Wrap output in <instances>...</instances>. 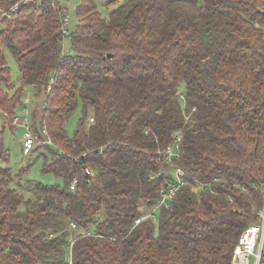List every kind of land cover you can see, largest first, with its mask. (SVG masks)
I'll use <instances>...</instances> for the list:
<instances>
[{
  "label": "trees",
  "instance_id": "obj_1",
  "mask_svg": "<svg viewBox=\"0 0 264 264\" xmlns=\"http://www.w3.org/2000/svg\"><path fill=\"white\" fill-rule=\"evenodd\" d=\"M107 4H117L108 16L95 0L78 5L74 53L63 48L64 9L49 0L0 18V111L13 126L24 85L39 94L53 78L31 113L52 143L31 151L45 147L43 171L62 179L34 181L29 197L0 182V264H68L71 235L72 264H229L264 205V0ZM179 131L180 157L169 162ZM0 159L9 160L2 138ZM177 165L207 185L181 186L172 207L135 224L175 183Z\"/></svg>",
  "mask_w": 264,
  "mask_h": 264
},
{
  "label": "rangeland",
  "instance_id": "obj_2",
  "mask_svg": "<svg viewBox=\"0 0 264 264\" xmlns=\"http://www.w3.org/2000/svg\"><path fill=\"white\" fill-rule=\"evenodd\" d=\"M56 1L58 2L59 6L63 7L70 14V23L66 26V29H68L69 32H67L64 36L63 48L67 53H74V50L71 47L70 34L78 24L79 20L77 17V7L82 0ZM95 1L103 16H108L109 12L114 7H116L117 4H119L117 3L109 5L107 4V0ZM4 50L7 64L11 67L14 84L13 87H18L21 81L18 60L8 46L4 45ZM181 88V91L184 93V85ZM44 92L45 87L39 94H37L33 85H24V104L18 107L17 114L20 117L27 116L29 124L32 122L31 113L33 111L38 112L41 109L44 99ZM27 111H29L28 114ZM89 112H91V110H89ZM81 115L82 104L80 102L65 123V127L70 135H73L74 131L76 130ZM87 121L89 124V117L87 118ZM25 127L26 125L24 122H14V125L11 126L9 122H5V116L0 111V138H2L4 146L8 148L9 151L8 162L0 159V166L9 167L7 172H0V182L4 184L7 183L9 186L21 190L26 197H29L31 196L30 187L34 181H42L44 183H61L62 179L52 172L43 171L45 156L47 155L50 157V153L45 149V147H37L28 154L23 150L22 143Z\"/></svg>",
  "mask_w": 264,
  "mask_h": 264
},
{
  "label": "built area",
  "instance_id": "obj_3",
  "mask_svg": "<svg viewBox=\"0 0 264 264\" xmlns=\"http://www.w3.org/2000/svg\"><path fill=\"white\" fill-rule=\"evenodd\" d=\"M31 0H21L13 4L9 9H0L1 15L6 16L8 18H13L16 12L19 10L22 3H27ZM52 2V6L54 8H58L59 4L55 0H49ZM63 8V7H62ZM64 9V8H63ZM63 21L65 23L64 32H69L66 29V26L70 23V14L64 9ZM53 83V78L50 79L49 83L45 86L44 96L46 92L51 90ZM43 96V98H44ZM183 96V93H181ZM29 111H27V114ZM14 122H24L26 125L24 133H23V143L22 148L28 154L31 150L39 144H51L52 139L47 136V129L42 128L40 130H35L32 128L31 124L26 117H20L19 115H15L13 118ZM28 121V122H27ZM89 121L93 122L94 117L89 116ZM183 137L182 131H179L175 140L167 147L165 153L167 156V160L169 162H173L175 158L180 157V149H181V140ZM88 173H91L89 168H86ZM175 183L166 188L161 196V198L155 203L148 207L146 212H143L139 217L136 218L135 224H138L142 219L152 215L155 216L156 210L165 206L167 208L172 207L173 199L176 195L177 190L183 185H191L193 191H199L204 188L207 183L196 180L194 183L190 182L186 177L185 170L177 165L175 168ZM75 182L71 184L72 188H75ZM259 220L255 223H251L240 235L238 243L236 244L231 261L229 264H264V205L258 211ZM74 227H76L75 223H72ZM90 233V232H88ZM75 238L73 235L70 236V259L68 264H72V247L74 244Z\"/></svg>",
  "mask_w": 264,
  "mask_h": 264
}]
</instances>
